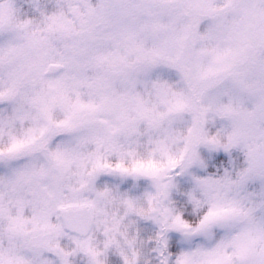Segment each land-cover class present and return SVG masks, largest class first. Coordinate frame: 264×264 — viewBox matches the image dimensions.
<instances>
[{
	"label": "snow or ice",
	"instance_id": "6c2138e0",
	"mask_svg": "<svg viewBox=\"0 0 264 264\" xmlns=\"http://www.w3.org/2000/svg\"><path fill=\"white\" fill-rule=\"evenodd\" d=\"M62 2L67 11L34 28L18 19L15 0H0V103L10 112L0 119L9 129L0 149V214L29 204L35 229L47 227L52 172L71 164L68 148L51 147L53 137L97 120L111 129L110 118L126 119L129 108L150 119L139 88L150 86L169 111H213L231 121L237 139L244 126L264 121V0ZM164 69L184 87L173 91ZM57 111L64 118L54 121ZM24 121L31 126L15 134ZM24 157L33 159L11 166ZM213 225L227 231L197 249L198 264H264V217L244 200L210 207L202 228ZM0 264H23V256L0 249Z\"/></svg>",
	"mask_w": 264,
	"mask_h": 264
},
{
	"label": "clouds",
	"instance_id": "9594fccd",
	"mask_svg": "<svg viewBox=\"0 0 264 264\" xmlns=\"http://www.w3.org/2000/svg\"><path fill=\"white\" fill-rule=\"evenodd\" d=\"M15 8L34 28L67 11L62 0H15ZM161 78L173 91L184 87L173 71L164 69ZM138 91L150 119L129 108L126 119L110 118L111 129L97 120L71 136L53 137L51 147L68 148L71 164L52 172L47 227L35 229L29 204L19 214L13 207L0 214V249H15L23 264H179L186 258L198 264L197 249L227 231L202 228L210 207L244 200L264 217V121L244 126L246 136L237 139L231 121L211 110L169 111L150 86ZM9 115L0 103V119ZM63 118L54 113V121ZM30 126L18 122L12 131L19 135ZM8 132L0 128V149Z\"/></svg>",
	"mask_w": 264,
	"mask_h": 264
}]
</instances>
